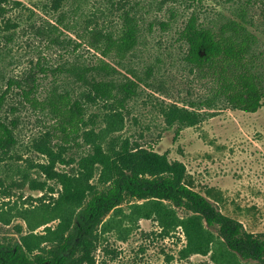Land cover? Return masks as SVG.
<instances>
[{
	"label": "trees",
	"instance_id": "1",
	"mask_svg": "<svg viewBox=\"0 0 264 264\" xmlns=\"http://www.w3.org/2000/svg\"><path fill=\"white\" fill-rule=\"evenodd\" d=\"M62 1L55 2L58 16L49 25V47L62 45L72 55L84 45L96 53V59L89 63L77 58L56 67L37 62L24 76L9 78L0 91V153L7 155L18 143L20 106L39 113L47 132L34 147L50 158V165L42 169L61 186L52 204L43 198L39 204L4 202L0 222L9 225L22 219L27 231L19 225V240L0 242V264H96V253L109 236L126 241L140 229L142 220L157 223L165 237L181 230L186 240L181 259L210 256L215 264H264V233L247 231L242 222L192 188L186 182V165L172 160L169 153L157 152L154 141L146 146L121 135L130 102L152 73L148 67L144 78L127 66L143 37L140 13L144 6L139 1L106 0L107 7H98L79 28L80 9L60 12ZM252 1L217 22L205 23L193 7L176 30L177 41L186 47V66L208 84L210 96L199 105L219 109L216 105L222 104L246 113L263 107L264 50L252 30L254 19L247 6ZM254 1L264 4V0ZM0 2L20 5L22 0ZM112 10L117 17L114 22L105 18ZM176 15L171 8L168 20L159 22L163 31L173 29ZM69 32H76L81 40L77 47L67 40ZM49 77L50 87H45ZM14 96L18 104L10 105ZM95 105L107 109L104 126L99 131L86 130L88 111ZM197 119L173 106L167 113L168 129L175 128L179 135ZM82 143L90 151L81 157L77 173L54 169L59 161L68 164L69 147ZM126 202L129 210L123 207ZM55 221L56 226H49Z\"/></svg>",
	"mask_w": 264,
	"mask_h": 264
},
{
	"label": "rangeland",
	"instance_id": "2",
	"mask_svg": "<svg viewBox=\"0 0 264 264\" xmlns=\"http://www.w3.org/2000/svg\"><path fill=\"white\" fill-rule=\"evenodd\" d=\"M132 1H139L144 6L140 13L143 37L127 66L142 77L148 67L152 73L142 82L139 95L130 102L121 135L146 146L154 141L157 152L169 153L172 160L186 165V182L192 188L216 202L224 214L242 222L247 231L264 233V105L257 113H246L222 104L216 105L219 109L199 105V101L210 96L208 84L186 66L183 60L186 47L177 41L176 34L193 7L205 23L217 22L230 16L240 4L248 3L247 0ZM193 1H196L195 5L191 6ZM55 2L22 0L20 5L0 2V91L6 87L9 78L24 76L37 62L56 67L77 58L89 63L96 59V53L87 46L77 47L81 40L76 32L65 35L77 47L78 51L72 55L67 54L62 45L49 47V25L54 24L58 16ZM107 5L106 0H63L58 6H61L60 12L75 7L80 9L77 20L82 28L88 15ZM249 5L254 19L252 30L260 39L259 48L264 50V4L253 0ZM171 8L176 10L177 19L173 29L165 32L159 22L168 20ZM113 12L108 11L105 16L112 22L117 20ZM122 71L127 73L126 69ZM51 78L44 83L45 87L48 84L50 87ZM9 103L18 104L16 97ZM173 106L199 121L194 125L187 123L177 135L175 128L168 129L167 122V113ZM106 110L103 105L91 107L85 129L99 131L104 126ZM19 116L20 124L15 131L18 143L7 155L0 153V210L6 208L4 202L9 200L11 205L15 201L18 205L29 201L39 204V199L43 198L52 204L61 190L58 182L48 178L42 169V166L50 165V158L34 147V142L47 132L39 113L20 106ZM54 142L55 139L52 147ZM89 151L85 143L81 147H69L65 154L68 164L59 161L54 169L77 173L81 157ZM97 178L93 182H97ZM128 206L129 202L123 205L125 210H129ZM57 223L52 222L49 226L54 227ZM19 225L26 233L22 219H14L9 225L0 222V242L19 240ZM185 244L181 230L165 237L157 223L142 220L140 229L126 241L109 236L105 246L96 253V264H215L210 256L181 259L179 252Z\"/></svg>",
	"mask_w": 264,
	"mask_h": 264
}]
</instances>
